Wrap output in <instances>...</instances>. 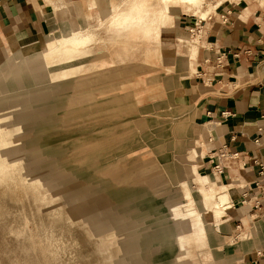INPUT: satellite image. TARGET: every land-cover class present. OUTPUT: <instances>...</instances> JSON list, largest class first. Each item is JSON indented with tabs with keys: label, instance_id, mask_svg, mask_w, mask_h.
Here are the masks:
<instances>
[{
	"label": "rangeland",
	"instance_id": "1",
	"mask_svg": "<svg viewBox=\"0 0 264 264\" xmlns=\"http://www.w3.org/2000/svg\"><path fill=\"white\" fill-rule=\"evenodd\" d=\"M117 1L94 0L90 3L92 8L88 7L89 11L81 14L80 19L89 13L95 16L99 3ZM218 11L209 18L217 17ZM177 14L197 16L185 9H178ZM198 23L197 28L202 31ZM192 29L189 35L193 34ZM36 39L39 37L32 41ZM48 39L46 36V43ZM136 44L146 47L143 42ZM109 48L104 58L107 64L101 68L85 70L54 85H47L46 77L22 82L14 78L5 83V90H0L1 98L13 102L8 121L13 124L11 134L6 129L2 134L10 135L14 141L20 139L15 149L25 158L16 168L0 174V264L112 261L110 253L115 240L107 242V247L97 246L95 240L87 238L85 223L79 226L66 219L59 200L44 201L39 191L24 182L23 167L27 166L44 184H61L74 196L82 194L85 188L91 190L90 197L86 196L92 202L95 199L91 193L102 192L100 203L116 215L125 209L132 210L136 204L130 203L132 199L143 202L150 199L147 195L158 185H167V191L178 193L182 181L195 192L199 188L193 169L207 172L205 157L212 154L208 147L212 137L209 132L203 135L202 129L215 128L212 123L198 126L194 115L187 113L191 104L185 90L191 79L201 74L199 57L193 64L194 71L180 55L175 61L164 57L165 63L173 65V70L167 72L158 66L142 64L143 55L135 51L128 59H117V50ZM38 52L39 47L25 55L19 65L24 67L25 61ZM11 58L9 55L8 59ZM58 63L47 69L52 76L60 74L62 66ZM32 74H37V69ZM212 181L219 182L215 178ZM195 197L198 207L203 209L199 200L202 193H195ZM215 224L218 223L213 220L207 225L210 247L218 242L213 231ZM209 246L201 249V253L195 245L188 246L195 255L191 263L216 264L220 255L208 256ZM174 255L166 258L170 264Z\"/></svg>",
	"mask_w": 264,
	"mask_h": 264
},
{
	"label": "bare ground",
	"instance_id": "2",
	"mask_svg": "<svg viewBox=\"0 0 264 264\" xmlns=\"http://www.w3.org/2000/svg\"><path fill=\"white\" fill-rule=\"evenodd\" d=\"M46 1L54 18L58 20L57 27L42 33L39 39L30 43L23 45L16 43L10 49L4 47V54L0 58V90L2 88L5 90V83L14 78L22 82L29 78L39 81L46 77V84L54 85L85 70L101 68L107 64L104 61L110 51L109 47L117 50V59L122 57L128 59L135 51L138 55H143L140 60L142 64L158 66L170 72L173 65L164 62L162 34L165 29L174 26L177 10L190 11L197 15L198 22H204L212 14L216 15L224 4L242 0H118L113 3H99L97 8L99 10L95 11L97 14L93 16L89 13L83 19H80L81 14L89 11L88 7L92 8L87 2L67 4L63 0ZM97 3L95 2L96 6ZM192 31L191 35L182 32L178 41L181 43L180 58H186L189 67L194 71L193 64L200 54L202 31L199 28ZM46 36H49V42L47 41L49 44L46 43ZM40 39H43V43H40ZM136 42H143L146 47L141 48ZM40 44L43 45L39 46ZM37 47L38 54L29 57L24 67L20 66L21 59L34 52ZM9 55L12 56L10 60ZM58 62L62 67L60 74L55 77L48 73L47 69ZM36 69L37 74H32ZM1 97L2 93H0V174L4 175L10 168H16L25 158L15 149L18 144L16 141L20 139L14 141L10 135L2 134L4 129L9 130L11 134L10 128L13 124L8 121L10 112L13 111V102L5 101ZM193 170L198 176L199 183L196 192L186 181L181 182L182 190L179 193L167 191V185H156L152 193L147 195L151 196L150 199L145 202L142 199H132L130 203H136L133 204L132 210L125 209L118 212V215L112 214L109 212L110 209L105 208L106 204L100 203L99 199L104 196L102 192L91 193L95 199L92 202L89 200L91 191L89 189L85 188L82 194L74 196L61 184H44L27 166L21 171L26 180L24 182L28 181L39 191L44 201L49 199L50 203H54L55 200H59L69 222H75L79 226L85 223L84 231L87 238L95 240L97 246L104 247L107 242L115 240L110 253L112 261L105 264H170L166 258L174 254V262L171 264H192L195 255L188 246L195 245L199 249L198 253L209 246L207 225L213 220L220 224L221 217L231 208L229 186L223 182L212 181L196 167ZM195 193H202L199 200L203 209L198 207ZM209 250L208 256L212 258V247L209 246Z\"/></svg>",
	"mask_w": 264,
	"mask_h": 264
},
{
	"label": "crops",
	"instance_id": "3",
	"mask_svg": "<svg viewBox=\"0 0 264 264\" xmlns=\"http://www.w3.org/2000/svg\"><path fill=\"white\" fill-rule=\"evenodd\" d=\"M63 1L87 2L89 6L94 2ZM200 24L201 74L196 80L192 78L185 90L191 104L187 113L194 115L198 126L206 123L215 126L211 130L202 129L203 135L209 132L212 137L208 144L212 156L205 157L208 173H204L227 184L231 199V208L221 217L220 224L213 226L218 242L213 245L212 253L220 255L215 259L216 264H264V200L263 208L255 209L260 196L256 187L260 180L258 161L264 164V0L224 4L217 17ZM57 25L58 20L46 0H0V57L4 47L10 49L16 43L31 42ZM193 27H198L197 16L176 14L174 26L162 34L166 59L175 61L179 57L178 39L182 32ZM216 50L225 52V65L221 70H208L207 77L211 80L208 83L203 61L207 51L214 58ZM223 145L238 153L239 158L215 177L212 166Z\"/></svg>",
	"mask_w": 264,
	"mask_h": 264
},
{
	"label": "built area",
	"instance_id": "4",
	"mask_svg": "<svg viewBox=\"0 0 264 264\" xmlns=\"http://www.w3.org/2000/svg\"><path fill=\"white\" fill-rule=\"evenodd\" d=\"M214 58H205L203 64L206 65L207 71L204 72V76L207 77L208 70L217 71L221 70L225 65L226 54L220 50L214 52ZM210 77H207V82H210ZM217 160L213 162L212 173L215 177L220 176L223 173V170L226 166L230 165L232 161H235L239 158L238 153L231 152L227 145H223L217 156ZM214 159V157H213ZM259 172L258 175L260 180L256 183V187L260 190V196L255 201V209L260 210L263 208L262 200H264V164L261 161H258Z\"/></svg>",
	"mask_w": 264,
	"mask_h": 264
}]
</instances>
